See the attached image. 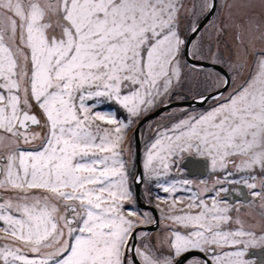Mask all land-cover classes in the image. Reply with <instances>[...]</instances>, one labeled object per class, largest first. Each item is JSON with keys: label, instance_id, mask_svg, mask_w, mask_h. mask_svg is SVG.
I'll list each match as a JSON object with an SVG mask.
<instances>
[{"label": "snow or ice", "instance_id": "snow-or-ice-1", "mask_svg": "<svg viewBox=\"0 0 264 264\" xmlns=\"http://www.w3.org/2000/svg\"><path fill=\"white\" fill-rule=\"evenodd\" d=\"M0 264H264V0H0Z\"/></svg>", "mask_w": 264, "mask_h": 264}, {"label": "flooded vegetation", "instance_id": "flooded-vegetation-1", "mask_svg": "<svg viewBox=\"0 0 264 264\" xmlns=\"http://www.w3.org/2000/svg\"><path fill=\"white\" fill-rule=\"evenodd\" d=\"M148 130V129H147ZM140 144H141V147H142V144H143V137H142V134H141V141H140ZM141 149V161H140V163H141V171H143V169H142V148H140ZM134 174H135V172H134ZM187 178H189V179H192V178H194V177H187ZM143 185H141L140 186V194H141V197H143L144 196V192H143ZM161 196H163V195H165L163 192H160L159 193ZM155 195H156V192L154 191L153 192V203H152V206H151V210L150 211H152L153 212V215L156 217V219L157 220H159V218H160V215H159V212L155 209V204L157 203V201L155 200ZM142 202H144L145 204H147V201L146 200H143ZM148 205V204H147ZM141 210H148V209H141ZM249 211H251V210H249V209H245V212H249ZM252 215H254L255 217H256V219L258 220L259 219V216L258 215H256L254 212L252 213ZM150 227H152V230H147V231H149V232H151L152 234H153V237H155V235H156V233H157V231H158V225H156V226H150Z\"/></svg>", "mask_w": 264, "mask_h": 264}, {"label": "water", "instance_id": "water-1", "mask_svg": "<svg viewBox=\"0 0 264 264\" xmlns=\"http://www.w3.org/2000/svg\"><path fill=\"white\" fill-rule=\"evenodd\" d=\"M152 119H155V117H153ZM145 123H143L141 125V127ZM140 148H141L140 135H139V133H137L136 136H135V138H134L135 174H142V171H141V163H140V161H141L140 160L141 159V149ZM189 177H192V176H189ZM139 190H140V188H139ZM140 207H141V209H148V210H151L152 209L151 207H149L144 202L141 203ZM146 230H152V227L148 226Z\"/></svg>", "mask_w": 264, "mask_h": 264}, {"label": "rangeland", "instance_id": "rangeland-1", "mask_svg": "<svg viewBox=\"0 0 264 264\" xmlns=\"http://www.w3.org/2000/svg\"><path fill=\"white\" fill-rule=\"evenodd\" d=\"M143 129V134H142V137H143V144H142V161H143V152H144V141L146 139V137L149 135L148 133V123H146L144 126L141 127ZM128 135L129 137H132L133 136V130L132 129H129V132H128ZM140 135V141H141V134L139 133ZM131 160H132V165L130 166V171L135 172V168L134 165H133V162L135 163V157H134V139H133V155L131 157ZM171 178H180L178 175L175 174V172L173 173V176ZM143 188H144V185H143ZM181 195H183V193H181Z\"/></svg>", "mask_w": 264, "mask_h": 264}, {"label": "trees", "instance_id": "trees-1", "mask_svg": "<svg viewBox=\"0 0 264 264\" xmlns=\"http://www.w3.org/2000/svg\"><path fill=\"white\" fill-rule=\"evenodd\" d=\"M135 163L133 162V165H134ZM133 168H135V165H134V167Z\"/></svg>", "mask_w": 264, "mask_h": 264}]
</instances>
